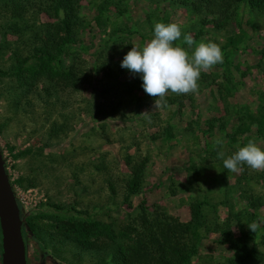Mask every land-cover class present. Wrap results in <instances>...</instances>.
<instances>
[{"label": "rangeland", "instance_id": "1", "mask_svg": "<svg viewBox=\"0 0 264 264\" xmlns=\"http://www.w3.org/2000/svg\"><path fill=\"white\" fill-rule=\"evenodd\" d=\"M76 2L74 41L61 55L62 66L78 70L75 85L41 75L32 83L0 76V152L22 223L39 211L56 212L53 201L69 206L74 215L108 222L117 232L137 225L143 210L186 220L188 203L201 199L210 222L227 220L234 236L264 250L262 227L251 234L247 226L264 217V171L244 165L242 172L232 173L217 156V151L227 158L238 150L242 135L236 128L242 119L248 125L245 134L264 151V133L256 134L255 120L246 117L251 112L256 119L264 104V14L246 3L234 6L227 17H212L168 0H107L100 11L103 0ZM20 4L21 13L13 15L10 3L0 0L2 69H10L15 54L31 52L39 40L33 39V28L43 32L57 20L52 0ZM97 13L101 25L94 22ZM202 19L207 21L202 24ZM13 20L19 30L9 26ZM157 22L180 26L182 36L174 44L190 56L200 42L218 44L223 63L201 72L198 94L152 110L154 99L140 89L139 75L120 64L133 46L142 50L154 38ZM185 34L194 38L193 46L184 43ZM144 111H150L151 122L139 115ZM209 118L214 127L207 129ZM225 133L237 140L230 143ZM217 139L221 145L214 147ZM138 163V186L128 193L126 181ZM19 176L33 177L35 183L26 185ZM218 238L216 231L207 232L191 263L226 264L232 251ZM26 255L27 264H94L96 259L89 253L76 263L60 259L50 244L43 251L28 231Z\"/></svg>", "mask_w": 264, "mask_h": 264}, {"label": "trees", "instance_id": "2", "mask_svg": "<svg viewBox=\"0 0 264 264\" xmlns=\"http://www.w3.org/2000/svg\"><path fill=\"white\" fill-rule=\"evenodd\" d=\"M10 3L13 15H19L22 11L20 0H1ZM189 8L195 13H204L210 16L227 17L234 6L246 3L251 9L264 14V0H168ZM52 9L57 20L48 22L45 30L33 28V39L39 38L31 47V52L24 56H14V62L10 69L0 68V76L14 75L19 82L32 83L39 75L51 80L54 78L69 81L75 85L77 81V69L72 64L62 66L61 55L65 47L74 41L73 25L77 20L76 0H52ZM107 0L98 5V11L103 10ZM118 11L122 9L117 8ZM214 19V18H213ZM166 21V20H164ZM207 20L202 19L204 24ZM216 24H222L221 20H211ZM96 25H101L103 20L97 14L94 15ZM12 29L19 30L21 26L13 20L9 23ZM32 29V28H31ZM200 30H198L199 32ZM233 43L232 38L228 40ZM140 89L142 80L137 78ZM144 91V90H143ZM148 99L154 98L147 95ZM167 105L181 103L182 95L169 92L165 98ZM262 111L254 118L251 112H247L249 121L255 120L256 134L264 133V104ZM243 117V116H242ZM241 118V117H240ZM214 118L207 120L208 127H214ZM222 126V124H220ZM238 132L242 135L239 146L252 140V136L245 134L248 125L244 119L237 125ZM166 130V135H169ZM230 143L237 137L233 133H225ZM129 156L126 162L129 163ZM142 164L131 166V174L126 181L127 192L134 191L138 186L137 176ZM18 181H24L26 185H33V177L19 176ZM111 189L113 186L110 185ZM48 203V202H47ZM56 212L39 211L24 217L23 233L26 240V231L31 238L44 251L47 245H51L54 254L60 259L77 262L81 254L95 255L94 264H192L191 257L197 252V246L202 237L209 231L219 234L218 242L232 251L226 257V264H264V250L256 245H249L246 237H236L229 228V222H210L203 212L204 200L195 199L188 203V218L180 220L163 212H154L152 216L143 210L138 219V224L115 231L108 222H102L87 215L77 216L69 213V206L49 202ZM20 211V204L17 200ZM72 207V206H70ZM58 209H61V211ZM67 209V211H65ZM58 211V212H57ZM45 221L43 222V220ZM260 221H264V217ZM262 231L259 232V242L264 244V223H261ZM133 230L134 235H128V230ZM251 234H255L252 231ZM126 237V238H125ZM106 238L108 241H106ZM120 238V239H119ZM69 255V257H67Z\"/></svg>", "mask_w": 264, "mask_h": 264}, {"label": "clouds", "instance_id": "3", "mask_svg": "<svg viewBox=\"0 0 264 264\" xmlns=\"http://www.w3.org/2000/svg\"><path fill=\"white\" fill-rule=\"evenodd\" d=\"M182 36L177 23H161L154 25V38L142 50L132 47L123 57L120 66L133 75H139L142 88L154 98L153 109L167 107L166 96L171 92L175 95L197 93L198 80L201 72H208L216 64L223 63V54L218 44L200 42L189 53L180 45L174 44ZM184 43L189 47L195 44L190 34L183 36ZM151 122L150 111L141 114ZM219 139L214 141V147L220 146ZM237 151L225 158L224 151H217L218 158L223 159V167L232 173H240L247 165L254 171H264V151L249 140L246 146L237 145ZM264 221L247 223L248 228L255 233Z\"/></svg>", "mask_w": 264, "mask_h": 264}, {"label": "water", "instance_id": "4", "mask_svg": "<svg viewBox=\"0 0 264 264\" xmlns=\"http://www.w3.org/2000/svg\"><path fill=\"white\" fill-rule=\"evenodd\" d=\"M0 264H27L26 240L11 181L0 152Z\"/></svg>", "mask_w": 264, "mask_h": 264}, {"label": "built area", "instance_id": "5", "mask_svg": "<svg viewBox=\"0 0 264 264\" xmlns=\"http://www.w3.org/2000/svg\"><path fill=\"white\" fill-rule=\"evenodd\" d=\"M14 194H15V192H14ZM15 198H16V196H15ZM16 200H17V198H16Z\"/></svg>", "mask_w": 264, "mask_h": 264}]
</instances>
